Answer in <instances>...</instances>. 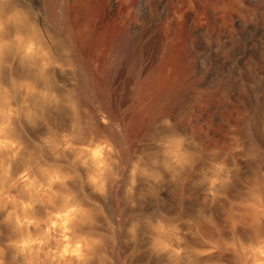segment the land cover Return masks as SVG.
<instances>
[{
	"label": "bare ground",
	"instance_id": "obj_1",
	"mask_svg": "<svg viewBox=\"0 0 264 264\" xmlns=\"http://www.w3.org/2000/svg\"><path fill=\"white\" fill-rule=\"evenodd\" d=\"M117 2L0 0V264H264L257 179L218 169L188 187L176 139L152 157L151 76L134 98L141 53ZM157 159L172 184L152 223Z\"/></svg>",
	"mask_w": 264,
	"mask_h": 264
},
{
	"label": "rangeland",
	"instance_id": "obj_2",
	"mask_svg": "<svg viewBox=\"0 0 264 264\" xmlns=\"http://www.w3.org/2000/svg\"><path fill=\"white\" fill-rule=\"evenodd\" d=\"M117 1L128 5L123 3L126 20H134L141 53L138 75L142 76L137 75L131 85L134 98L143 97L151 76L152 157L154 154L160 157L164 142L180 140L178 146L191 166L185 175L188 187L197 180L216 181V171L228 168L240 175V187L246 190L244 186L253 181L255 184L257 179L255 185L263 187V192L264 0ZM127 16H132L131 20ZM146 42L151 43L149 64ZM220 154H226L224 160ZM168 169L160 159L152 160V183L159 184L158 194L152 193V223L166 214L158 204L163 205L170 195L172 180ZM186 202L192 206L188 209L191 214L188 212L186 216L192 230L190 223L202 219L194 215L202 197L188 191ZM152 264L159 262L152 258Z\"/></svg>",
	"mask_w": 264,
	"mask_h": 264
},
{
	"label": "clouds",
	"instance_id": "obj_3",
	"mask_svg": "<svg viewBox=\"0 0 264 264\" xmlns=\"http://www.w3.org/2000/svg\"><path fill=\"white\" fill-rule=\"evenodd\" d=\"M55 179H59V177H55ZM24 207L30 208L31 207V204L30 203L29 204H25ZM28 223H32V221H28Z\"/></svg>",
	"mask_w": 264,
	"mask_h": 264
}]
</instances>
